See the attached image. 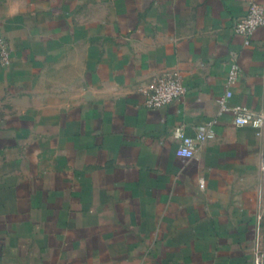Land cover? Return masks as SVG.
<instances>
[{
    "label": "crops",
    "instance_id": "obj_1",
    "mask_svg": "<svg viewBox=\"0 0 264 264\" xmlns=\"http://www.w3.org/2000/svg\"><path fill=\"white\" fill-rule=\"evenodd\" d=\"M264 0H0V264H253L264 246V131L221 112L264 110ZM179 77L156 110L146 93ZM216 139L187 160L188 136ZM205 181L201 189L200 181Z\"/></svg>",
    "mask_w": 264,
    "mask_h": 264
},
{
    "label": "built area",
    "instance_id": "obj_2",
    "mask_svg": "<svg viewBox=\"0 0 264 264\" xmlns=\"http://www.w3.org/2000/svg\"><path fill=\"white\" fill-rule=\"evenodd\" d=\"M264 26V4L250 3L247 14L236 21L234 31L244 37L247 45L258 28ZM11 50L5 38L0 34V67L6 68L11 65ZM241 75V68L233 63L229 71L227 91L219 98L221 112H231L234 116V125L238 128H253L260 132L264 131V110L256 111L243 105L229 106V100L233 96L234 87ZM188 88L179 77H165L159 79L153 89L147 92L145 107L149 110L164 108L173 102L180 100L187 94ZM174 137L180 142L177 154L187 160L197 157L202 145L211 143L216 139L215 122L204 123L196 128V135L190 137L186 134L184 126L175 127ZM260 171L264 177V152L261 155ZM201 189H205V181H200ZM253 264H264V246L259 237L253 240L251 247Z\"/></svg>",
    "mask_w": 264,
    "mask_h": 264
}]
</instances>
